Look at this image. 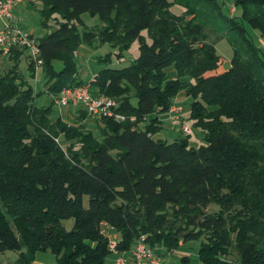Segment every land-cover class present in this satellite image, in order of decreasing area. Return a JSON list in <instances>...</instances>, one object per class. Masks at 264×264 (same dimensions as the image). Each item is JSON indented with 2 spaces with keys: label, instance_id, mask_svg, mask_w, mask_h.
<instances>
[{
  "label": "trees",
  "instance_id": "trees-1",
  "mask_svg": "<svg viewBox=\"0 0 264 264\" xmlns=\"http://www.w3.org/2000/svg\"><path fill=\"white\" fill-rule=\"evenodd\" d=\"M39 2L40 26L55 22L36 38L47 92L87 82L92 95L114 98L124 118L94 119L97 138L83 110L76 123L51 117L52 104L35 106L17 72L24 51L9 52V68L0 69V252L17 251L10 264H31L46 250L53 264H106L108 232L118 252L141 235L166 251L200 238V264H264V58L243 27L264 38V0H230L228 13L217 0ZM84 12L100 26L79 33ZM219 39L231 56L215 72ZM96 40L120 53L137 40L138 54L79 80L74 52ZM181 91L190 98L185 119L204 144L189 145L188 134L152 138Z\"/></svg>",
  "mask_w": 264,
  "mask_h": 264
},
{
  "label": "rangeland",
  "instance_id": "rangeland-1",
  "mask_svg": "<svg viewBox=\"0 0 264 264\" xmlns=\"http://www.w3.org/2000/svg\"><path fill=\"white\" fill-rule=\"evenodd\" d=\"M21 4L15 5L11 9L12 22L26 32L31 34L35 39L43 34V32H47L54 27L55 22L51 19L48 20L49 26L48 28L43 29L40 26V19L38 15L40 2L39 0H22ZM220 3L221 9L224 13H228V9L232 6L230 0H217ZM170 11L174 14H180L182 8L178 5H172ZM230 10L229 12H231ZM235 14H237V10H235ZM80 19L82 21V25L78 26V32L81 33L85 30L97 29L100 26V21L97 16H90L88 13L84 12L80 14ZM243 27L247 36L250 38L252 44L258 50L259 54L264 58V38L258 33L257 30L251 28L246 23L243 22ZM141 35H143L146 39V42H149V39L146 37L145 31H141ZM209 40H214L212 35H209ZM137 40L132 41L128 48L121 51H118L117 48L109 46L107 43H99L97 40L92 43V45L81 44L79 45L75 52L73 61L76 67V76L81 80L85 81L92 76L97 70L104 67H112V68H120L128 65L133 61V59L138 54L137 49ZM214 49L219 56V67H217V71H221L222 68H226L228 66L229 58L231 56V48L228 45L225 39L216 40L213 43ZM25 51L19 58L17 65V72L21 74L22 77L28 80L29 85L31 86L34 94L36 95L34 98V104L37 107H46L51 104V95L47 92V87L49 83L47 82L45 76L43 75L41 67L33 69L32 76L29 75L28 70L26 68L27 61L25 58ZM120 54V55H118ZM5 61V59L0 60ZM7 61V60H6ZM1 64V70L5 71L9 68L11 62L9 64ZM8 62V61H7ZM52 67L55 69H59L61 64L59 61L52 60ZM216 72V71H215ZM131 102L134 104L135 99H132ZM190 103V98L183 95L181 91L175 98L174 104L181 107L180 117L183 120L188 115V105ZM69 106V105H68ZM52 113L51 117L59 116L65 123H73L70 116L67 115L66 110L68 107H63L60 113L56 110V108L51 105ZM165 119L162 121L160 128L152 135L153 139L163 140L166 142H170L174 139H179L184 137V133L180 129V122L178 120L173 119ZM90 124H88V123ZM86 128L90 130L94 135L98 137L96 124L97 122L94 119L86 121ZM184 125L191 128V132L188 134V143L191 146H198L199 144H204V140L200 131L193 129L191 127V123L189 120H184ZM58 143L63 144L60 138H57ZM215 210L217 207L213 204L208 206V210ZM62 225L68 229L71 226L72 220H62ZM105 231L108 229L104 228ZM108 238H114L111 232H108ZM115 235V234H114ZM200 244V238L189 240L182 243L181 247H177L172 249L171 252L164 253L166 250L162 247L156 248L153 250L154 253L160 256L161 264H200L196 251ZM131 245L130 248H132ZM130 250L124 251V259L127 258V254L131 256ZM123 256V255H122ZM17 257V251L13 250H4L0 252V264H10L15 261ZM114 259V257H113ZM132 259V258H131ZM55 261V256L49 251H37L34 254L33 260L31 264H53ZM106 264H112V257L110 254L105 258ZM125 264H127L125 259ZM128 264H134L133 262H129Z\"/></svg>",
  "mask_w": 264,
  "mask_h": 264
},
{
  "label": "built area",
  "instance_id": "built-area-1",
  "mask_svg": "<svg viewBox=\"0 0 264 264\" xmlns=\"http://www.w3.org/2000/svg\"><path fill=\"white\" fill-rule=\"evenodd\" d=\"M21 2L22 0H0V60L5 59L12 49H22L35 69L41 64L37 40L12 22L11 9ZM51 98V104L59 113L63 107L71 105L79 106L88 119L108 117L115 121H122L124 118L123 115L115 111L116 100L114 98L101 93L92 95L87 82L64 86L58 93L51 95ZM180 112L181 107L175 104L170 105L167 110L168 117L178 120L181 131L184 134H189L191 128L184 125V120L179 115ZM130 120L133 118L131 117ZM107 248L109 254L114 257V264H125L122 252H118L116 249L114 238L108 239ZM130 254L134 264H161L160 256L145 244L143 235L135 240Z\"/></svg>",
  "mask_w": 264,
  "mask_h": 264
},
{
  "label": "crops",
  "instance_id": "crops-1",
  "mask_svg": "<svg viewBox=\"0 0 264 264\" xmlns=\"http://www.w3.org/2000/svg\"><path fill=\"white\" fill-rule=\"evenodd\" d=\"M23 2V1H22ZM21 2V3H22ZM21 3H19V4H21ZM18 4V5H19ZM26 58V57H25ZM4 60V59H3ZM7 59H5V61H6ZM5 61H3L4 63H5ZM8 61V62H7ZM6 61V64L8 63L9 64V60H7ZM2 61H1V64H4ZM216 72H217V69H216ZM211 73V72H210ZM210 73H206V74H210ZM94 74V73H93ZM77 77V76H76ZM78 78V77H77ZM79 80H81L80 78H78ZM68 107V109L66 110V113H67V115H69L70 116V118H71V120L73 121V123H76V122H78L81 118L80 117H82L81 116V114H82V109L79 107V106H71V105H69V106H67ZM164 117H166V119H170L169 117H168V114L167 113H165V114H162V115H159V120H160V126H161V123H162V121L165 119ZM88 120H91V119H85V118H83L82 117V119H81V121L83 122V123H86V121H88ZM88 123V122H87ZM87 123H86V125H87ZM88 124H90V123H88ZM112 235H113V237H115V235H114V233H112ZM181 245H182V243L181 242H179V246L178 247H181ZM126 252V251H125ZM168 252H171V251H165L164 253H168ZM124 252H122L121 253V255H123V257H124ZM111 257H112V264H114L113 263V256L112 255H110ZM127 258L125 257V259H126V262H127V264H128V261L129 262H133L132 261V259H131V256L130 255H128L127 254Z\"/></svg>",
  "mask_w": 264,
  "mask_h": 264
}]
</instances>
